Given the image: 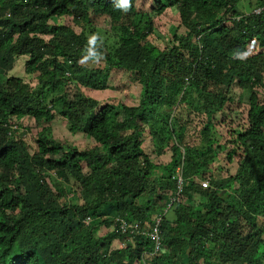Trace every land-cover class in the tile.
I'll use <instances>...</instances> for the list:
<instances>
[{
  "label": "trees",
  "instance_id": "16d2710c",
  "mask_svg": "<svg viewBox=\"0 0 264 264\" xmlns=\"http://www.w3.org/2000/svg\"><path fill=\"white\" fill-rule=\"evenodd\" d=\"M172 8L179 25L160 34L156 18ZM93 34L97 60L85 59ZM25 56L37 84L14 76L0 84V264H141L152 240L124 233L118 219L151 222L180 176L185 192L162 222L165 251L148 263L264 264V0H130L127 11L114 0H0V61ZM114 69L141 86L138 104L96 112L94 99L76 101L83 86L110 89ZM243 105L246 114L231 121ZM199 112L209 148L193 153L184 131ZM219 113L229 131L221 142ZM57 117L58 130L66 124L70 138H86L84 149L55 136ZM25 118L40 128L34 140L10 127ZM219 151L230 162L239 156L235 174L216 169ZM247 163L262 169L254 175Z\"/></svg>",
  "mask_w": 264,
  "mask_h": 264
},
{
  "label": "rangeland",
  "instance_id": "374dc122",
  "mask_svg": "<svg viewBox=\"0 0 264 264\" xmlns=\"http://www.w3.org/2000/svg\"><path fill=\"white\" fill-rule=\"evenodd\" d=\"M243 4L240 5V9H243L245 7V3L246 1L242 2ZM151 3H145L142 1H139L137 3V8L141 9L142 11H148L151 12L152 11V7L150 6ZM254 10V8H253ZM245 12H248L249 10H245ZM152 16H156L155 13H152ZM92 20L96 23V25L102 27L103 29H107L108 27H110L109 21L106 20V17H98V16H93ZM157 22L160 26V28L164 31H162L160 34L166 33L168 31L172 32V30L174 28H176L179 25V21L177 19V12L174 8L172 9H168V11L166 13H164V16L161 17H157L156 18ZM70 20L67 18H61V19H57L52 18L51 19V23L55 24V23H68ZM122 24H124L125 22H121ZM76 31L79 32L80 29L76 28ZM179 33H184L183 30H181ZM166 37V36H164ZM153 40H156V36L153 38ZM166 41V38L163 39ZM248 53L252 54V47L248 49ZM249 54H245V56H248ZM27 57H19L18 59H14V61L10 62V63H6L7 61H0V84L1 82L5 81L6 79H8L9 77H19L22 78L26 83H30L32 86H35L37 84V80L35 76H27L25 71V66L24 64L26 63ZM117 70L114 69V75L112 72V75L110 77V89H106V90H98L96 89V86H83L84 88H81L82 93H78L77 95H75V99L76 101H78L81 105H84V103H86L87 98L89 99H94L95 101H97L98 103H101V105L99 106H95L93 111L98 112L102 107H104V105L106 104H110L113 106H116L119 102L123 101L122 103L127 104V105H134V104H138L139 100L141 99L142 95V88L139 84H131V82L127 81V75L126 76H121L120 74H118L116 72ZM83 83V82H82ZM84 84V83H83ZM130 84V86L128 87L127 85ZM69 87L71 85V83H67ZM195 96L197 94H194ZM59 96V93H54L53 94V101L55 99H57V97ZM50 102H52L51 100H49ZM245 102V97H244V101ZM245 104V103H244ZM55 107L58 109L61 108L60 104H54L53 105V109H55ZM247 111V106L243 105L241 107H237V106H233L232 107V120L231 121H240L241 117L243 115L246 114ZM191 118H193L195 120V122H191V124L185 128H187V131L185 130V144L186 146L184 147L186 149V151H192L193 153L198 152V153H202V152H206L207 149L209 148V145L206 141H203V138L200 137V134L198 135L199 130L204 127L205 121H206V115L204 112H199L197 113V116H192ZM61 117H57L56 121H54L53 124V128H54V134L55 136H65V138H69V141H71V143H74L75 145L79 146L81 149H84L86 147V144L88 143L86 138L83 135H79L80 137H77L76 135H74L76 137L77 140H73L72 138L69 137L70 132L68 130V125H61L60 130H58L57 128L59 127L60 123L57 121H60ZM184 119H188V116H184ZM216 120H217V124H216V128H218L217 133L220 139V142L222 140V137H228L229 136V131L227 128H224L225 124H221L220 121L223 120V113H219L216 116ZM21 125L25 128V133L30 134V136H28L29 139L34 140L37 137V132L40 130V128H38L36 126V123L34 120H29L28 118H25V121L21 123ZM57 129V130H56ZM149 130V129H148ZM149 131H147L146 133V140L144 142V146L147 147L149 150L152 149V141H151V137H150V133H148ZM27 138V139H28ZM65 138L63 139L64 141ZM218 140V137L216 138ZM172 143V141H171ZM32 144H35V142L33 141ZM161 147V146H159ZM27 151H31L32 153L35 151L33 149V147L30 144H27L26 146ZM185 151V150H184ZM217 156L218 160L215 165H219V167H216V169H220V168H224V175H227V173H231V175L235 174L237 171V168L240 167L239 165V156L236 155L233 160L230 162L226 159V152H222L219 151ZM193 156L198 157L199 155H195L193 154ZM161 160L162 163L167 162L168 158L167 157H161L159 158ZM264 162V161H263ZM245 168L249 169L253 174L256 171H261L262 167L258 166L257 168H255L252 164H245ZM255 175V174H254ZM249 176H252V174H249ZM244 178H249L247 175H243L240 176V180H243ZM251 179V178H250ZM239 181V180H238ZM70 193V190H69ZM171 214V212L169 213V215ZM108 230L107 228H103L100 231V234H104L106 233ZM20 241V240H19ZM21 242V241H20Z\"/></svg>",
  "mask_w": 264,
  "mask_h": 264
},
{
  "label": "clouds",
  "instance_id": "9594fccd",
  "mask_svg": "<svg viewBox=\"0 0 264 264\" xmlns=\"http://www.w3.org/2000/svg\"><path fill=\"white\" fill-rule=\"evenodd\" d=\"M114 3H115V6L117 8H120L124 11H127L129 6H130V0H114ZM256 9H259V8H254L253 10V13L254 14H257L255 13V10ZM259 14V13H258ZM8 16H10V14H8ZM96 41H97V36L96 34H93L89 37V47L86 49L88 55L87 57H85V59H93V60H97L100 58V53L97 52L96 48L93 47L95 44H96ZM66 76L70 77V74L69 73H65ZM50 106V105H49ZM48 106V107H49ZM22 122H17L15 120H13L11 123H10V127L12 125L11 128L17 130L19 133H21L25 128L21 125ZM184 151V150H183ZM182 169L179 168L178 169V172L181 173ZM182 178V181H183V190L180 192V185H179V181L177 180V190L175 192V194H171L170 196V201L168 203L167 206L163 207L162 210L154 217V219L149 222V221H145L144 223L142 222H139V221H132V223H136L139 225V230L136 231V234L137 235H140V234H143V235H146L147 237H149L151 239V237L148 235L149 232H151L153 230V228L156 226V218L158 216H161L162 217V222L163 220L165 219L166 216L169 215V213L171 212V210L173 209L174 207V204H176V202L178 200H181L182 199V195L183 193L185 192V182H184V179L182 176H180ZM179 179V178H178ZM195 182L199 183V185H201L202 188L204 189H208V188H212V184H211V180L210 179H204L202 177L200 178H197L195 180ZM204 182H208V186H204L203 183ZM227 190H223L222 193H226ZM202 199V198H200ZM129 222V221H128ZM162 222L160 223L159 225V228H160V231H161V247H162V251L160 253H157V254H154L155 252V243L154 241L152 240L153 244H154V250L152 253H148V252H145L142 254V259H141V264H143V261H145L146 264H149L148 263V259L150 257H154V256H158L160 254H162L164 251H165V248H164V243H163V236H162ZM131 232V231H130ZM120 248V247H119Z\"/></svg>",
  "mask_w": 264,
  "mask_h": 264
},
{
  "label": "built area",
  "instance_id": "2783aa9c",
  "mask_svg": "<svg viewBox=\"0 0 264 264\" xmlns=\"http://www.w3.org/2000/svg\"><path fill=\"white\" fill-rule=\"evenodd\" d=\"M262 11L261 8L256 9L255 13H260ZM179 181V185H180V192L183 190V181L182 178L179 177L178 179ZM203 185L206 187L208 186V182H204ZM119 221V225H120V229L124 232V233H128V232H134V231H138L139 230V225L138 224H134L132 222H128L125 219H118ZM162 222V217L158 216L156 218V226L153 228V230L151 232L148 233V235L151 237V239L154 241L155 243V252L154 254L160 253L162 251V247H161V231L159 228L160 223ZM143 264H146L145 261H143Z\"/></svg>",
  "mask_w": 264,
  "mask_h": 264
}]
</instances>
